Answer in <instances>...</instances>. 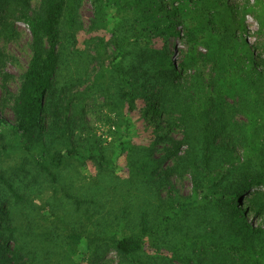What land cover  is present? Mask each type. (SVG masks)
I'll return each mask as SVG.
<instances>
[{
	"label": "rangeland",
	"instance_id": "rangeland-1",
	"mask_svg": "<svg viewBox=\"0 0 264 264\" xmlns=\"http://www.w3.org/2000/svg\"><path fill=\"white\" fill-rule=\"evenodd\" d=\"M165 2L170 9V2ZM94 3L66 0L58 26L56 92L48 96L43 130L30 138L16 132L12 112L31 59L30 31L18 12L31 14L38 10L40 0H9L7 4V31L14 35L11 39L0 32V210L7 215L3 217L0 211V229L6 227L11 237L0 235V264H118L112 243L138 237L142 213L153 227L156 218L172 213L176 203L186 204L187 213L170 228L168 241L178 254L187 255L188 243L209 235L220 214L221 168L213 170L207 183H198L203 175L200 165L182 160L186 144L172 155L168 139L150 145L162 134L181 142L180 130L169 131L163 120L156 129L159 120L140 118L137 102L128 118L134 143L123 141L124 102L118 101L120 88L111 68L115 48L105 30H91ZM205 4L214 15L204 22V39L196 58L181 37H171L167 44L170 51L177 50L171 59L180 73L181 62L193 60L208 68L215 55L226 53L246 67L250 64L247 56L252 55L258 72H264V0H193L196 19ZM218 22L225 23L233 36L221 48L214 32ZM177 28L183 36L181 27ZM119 32L122 40L129 35ZM126 48L128 57L120 59L124 67L134 64L141 53L134 46ZM162 49L161 45L156 48L160 54ZM68 149L75 154L66 155ZM59 156L65 157L56 164ZM147 156L155 163L145 161ZM157 161L161 162L159 175L152 172ZM48 249L52 252L43 256ZM136 258L145 254L139 252Z\"/></svg>",
	"mask_w": 264,
	"mask_h": 264
},
{
	"label": "trees",
	"instance_id": "trees-1",
	"mask_svg": "<svg viewBox=\"0 0 264 264\" xmlns=\"http://www.w3.org/2000/svg\"><path fill=\"white\" fill-rule=\"evenodd\" d=\"M165 1L103 0V4L96 0L91 30H105L113 41L115 54L111 68L120 88L118 101L124 102L121 109H125L123 141L134 143L130 141L128 118L137 102L141 104L140 118L159 120L156 129L163 120L169 131L180 130L184 134L181 142L162 134L150 145L168 139L172 144L168 154L172 155L178 146L186 144L188 150L182 160L200 165L203 175L198 183L201 180L207 183L213 170L221 168L220 214L209 235L197 236L188 243L187 255L178 254L168 241L170 228L187 213L186 204L179 203L173 205L172 213L156 218L153 227L149 226L148 215L142 213L138 237L117 240L112 243V249L118 264H264V72H258L252 55L247 56L250 64L246 67L226 53L223 57L215 55L208 68L193 60L181 62L180 73L171 59L177 50L170 51L169 39L181 37L189 44L192 58H196L197 47L204 39V22H210L208 18L214 14L205 4V11L196 19L191 7L193 0H168L170 9ZM8 2L0 0V32L12 39L14 34L7 31L5 19ZM65 5L66 0H40L38 10L31 14L18 12L19 19L30 31L31 59L13 99L12 112L16 132L28 138L43 130L49 109L48 96L56 92L58 26ZM105 9L106 15H103ZM233 18L236 19V13ZM120 30L128 32L125 40L119 39ZM214 32L220 48L233 37L225 23H216ZM128 45L141 53L133 59L134 64L124 67L120 59L128 57ZM160 45L163 54L156 50ZM239 74L244 78H239ZM73 154V149L66 151L70 157ZM64 157L59 156L56 164ZM146 158L148 163H155L149 156ZM160 163L157 161L153 174H161ZM253 220H260L261 224ZM0 235L7 240L11 237L6 227L0 229ZM51 252L48 249L43 256ZM139 252L145 258L137 259Z\"/></svg>",
	"mask_w": 264,
	"mask_h": 264
}]
</instances>
